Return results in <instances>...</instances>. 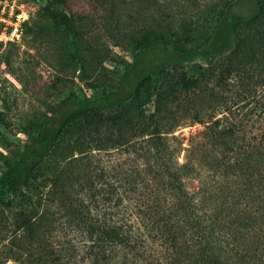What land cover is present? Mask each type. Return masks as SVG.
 <instances>
[{
  "label": "trees",
  "instance_id": "1",
  "mask_svg": "<svg viewBox=\"0 0 264 264\" xmlns=\"http://www.w3.org/2000/svg\"><path fill=\"white\" fill-rule=\"evenodd\" d=\"M151 1L155 28L129 68L152 50L164 57L130 89L124 74L112 92L67 96L61 103L75 107L59 117L56 106L3 168L0 205L35 190L13 212L11 259L23 240L27 264H264V0L226 3L204 40L199 19L168 16L173 0ZM44 11L49 27L74 31L70 0H47ZM204 49L220 50L191 76L184 60ZM188 117L211 123L181 164L167 135ZM51 224L74 242L51 240Z\"/></svg>",
  "mask_w": 264,
  "mask_h": 264
},
{
  "label": "rangeland",
  "instance_id": "2",
  "mask_svg": "<svg viewBox=\"0 0 264 264\" xmlns=\"http://www.w3.org/2000/svg\"><path fill=\"white\" fill-rule=\"evenodd\" d=\"M166 1L171 2L161 0L168 5ZM199 1L195 6L185 7L173 0L170 8L162 10L168 16L189 14L193 21L199 19V24H205L199 40H204L206 28L216 24L219 9L226 3L234 6L238 0ZM240 1L237 6L241 10L244 3L252 9L257 4V0ZM154 3L151 0H70V8L77 18L74 31L66 32L49 27L50 19L44 11L47 0H0V175L7 164L18 158L27 139L53 115L56 106H60L59 117L75 107L71 102L61 103L67 96L76 93L90 98L93 93L112 92L124 74L130 89L142 69L154 66L164 57L162 49L152 50L137 68H129L138 52L137 42H144L149 31L155 28ZM167 38L171 45L177 42L170 34ZM219 50L204 49V54L184 60L185 70L191 76L200 75V68L208 65V56ZM148 108L153 110V103ZM220 116L221 113L216 114V118ZM210 123H199L188 117L171 128L168 145L181 164L186 162L191 145L197 149ZM77 134V129H71L66 136L71 138ZM187 184L193 188L200 182L190 179ZM23 192L35 194V190L23 188L20 193L6 197L0 205V264H27L23 240L14 249L17 260L9 257L13 253L8 246L13 212L25 209ZM10 201L14 204L11 208ZM46 228L49 238L58 244L74 242L72 237L53 229L52 224ZM36 230L43 233L42 225Z\"/></svg>",
  "mask_w": 264,
  "mask_h": 264
}]
</instances>
